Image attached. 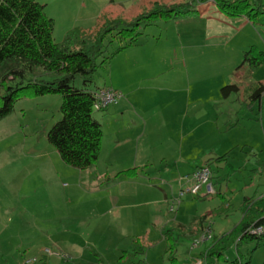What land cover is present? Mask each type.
Returning a JSON list of instances; mask_svg holds the SVG:
<instances>
[{"label": "rangeland", "instance_id": "obj_1", "mask_svg": "<svg viewBox=\"0 0 264 264\" xmlns=\"http://www.w3.org/2000/svg\"><path fill=\"white\" fill-rule=\"evenodd\" d=\"M38 1L45 5V14L54 21V41L60 42L65 33L73 28L92 31L101 26L104 19L130 20L148 10L154 2L166 4L174 0H156L135 9L131 7L133 0ZM175 1L182 3L183 0ZM185 2H193L197 6L198 17L195 20L157 21L144 28L145 38L142 42L146 43L142 47L146 50V61L143 63L145 67L153 68L156 60L154 54L159 53L164 58L160 61L163 73L151 78L143 74L135 77L137 95L133 98L144 101L146 98L141 96L144 92L157 91L165 86H202L209 90L219 84L235 83L240 91L233 101L240 103L249 84L264 83V62L255 70L249 69L246 63L238 66L242 53L239 45H234V36L235 32H240L241 22L231 20L227 23V17L221 16L219 11L212 13L209 10L211 3H207L209 0ZM200 14L204 18H200ZM214 33L220 34L215 38L212 36ZM251 34L255 46L264 51V26L253 29ZM116 37L108 36V40L112 39L107 42L108 50L121 42ZM125 62L126 57L121 54L112 61L114 67L110 72L113 79L123 80L120 69ZM110 72L99 69L96 76L100 80H108ZM75 84L79 85L78 79ZM60 101L58 94L21 97L15 101L13 110L0 119V264H46L39 250L47 248L59 251L67 245H72L74 249L79 247L89 256L80 264H170L164 254L162 240L154 241V238L159 237L165 225L178 229L177 225H180L172 219L173 214L154 221L123 220L127 221L124 224L109 211L106 217L107 235L100 239L104 228L99 233H87L92 222H99L97 217L87 220L83 217L90 196L96 193L91 194L93 187L87 178L92 170L79 171L65 166L46 137L49 127L60 117ZM262 107L264 109V99ZM103 129L106 134L104 138L102 136L105 148V141L110 142L111 138L108 135L110 127L103 124ZM253 129L246 124L238 125L222 136L229 142L230 139L233 141L226 165L222 166L220 182L223 188L225 182L222 178L226 175L231 180V187H240L242 183L235 180L238 177L235 172L242 164L239 149L243 146L236 142L247 140L264 168V119ZM246 152L250 151L246 149ZM57 163L63 168L58 169ZM245 168L244 176L247 179L252 171L248 170L251 167ZM218 199L215 197V201ZM213 205L212 202H196L188 208L198 214L207 212L214 219L212 229L215 232L224 226L223 230H227L237 222L236 210L226 217H218ZM178 220L181 224L188 222ZM131 234H139V241L132 243L131 239L135 236L132 238ZM255 243L256 239H252L244 240L238 249L232 244L226 246L219 257V264H228V261L238 258L237 251L241 253L240 260L244 264H264V241L249 255ZM189 254V239L184 235L178 236L176 262H181ZM32 258L37 261L25 263V260ZM71 264L79 263L73 261Z\"/></svg>", "mask_w": 264, "mask_h": 264}, {"label": "crops", "instance_id": "obj_2", "mask_svg": "<svg viewBox=\"0 0 264 264\" xmlns=\"http://www.w3.org/2000/svg\"><path fill=\"white\" fill-rule=\"evenodd\" d=\"M153 1L156 0H133L131 7L135 9L142 4ZM174 2L180 3L174 0L166 4ZM207 3H211L210 6L212 7L209 10L212 13L219 11L213 0H209ZM219 14L226 16L220 11ZM197 17L198 9L195 14L178 20H195ZM199 17L204 18L201 14ZM226 17L227 23L232 22L231 20L241 22L240 32L242 33L235 32L234 36L236 37L234 45H239L240 53L243 54L248 47L255 46L251 33L253 29L261 26L254 27L244 16ZM143 34L144 32L132 45L118 52L105 69V71L109 70L110 72L112 70L113 72L112 61L117 55L125 56L126 62L124 66L122 63V69H120L123 80L113 79L111 72L110 76L108 75V80H100L97 76L95 78L96 88L109 86L120 93L116 103L103 110L93 112L94 118L101 124L103 138L106 136L103 124L110 127L108 135L111 137V143L105 141L106 145L103 148L102 139L98 160L90 168L79 170L60 160L65 166L75 170H92L87 174V178L89 183L91 181L90 186L93 187L91 194L96 193L90 196L88 209L83 217L85 220L89 217H97L99 222L95 224L92 222L91 227L87 228V233H99L104 228L100 237L106 236L105 233L108 231L106 217L109 211L115 214L113 217L116 220L124 224H127V221L123 220L154 221L173 214L172 219L180 225H177L179 232L176 228L165 225L161 229L159 237L154 238V241L162 240L165 254L166 241L164 235L166 231H171L176 237L186 236L189 239L190 254L179 262V264H183L188 257L200 256L205 249H210L213 242L218 248L224 245L225 247L230 246L231 244H222V234L230 232L238 224L242 212L246 208L245 202L250 203L264 196V168H262V162L256 154L251 151L249 142L245 139L236 142L243 145L239 149L241 153L239 159L242 164L238 166L239 169L235 172V175L238 176L235 180H239L240 183L242 181L240 187H231V180L228 175L222 178L223 183L225 182L224 188L220 182L223 175L222 166L226 165L227 156L231 152L229 149L233 144L231 139L229 142L226 137L222 136L229 132L228 129L238 125L246 124L250 129L255 128L258 122L264 119V109L262 107L259 111L257 106L253 105L250 112H246L238 118L240 105L248 102L250 84L244 90L245 98L238 104L233 101V98L236 100L235 95L239 93L240 89L237 93L223 97L220 92L223 85L220 84L209 88V90L202 86H165L157 91L144 92L143 95L140 93L144 99L146 98L144 101L134 99L133 97L137 95L135 77L143 74L144 77L151 78L152 75H162L163 73L160 70L162 68L160 61L164 58L159 53L154 54L153 50L151 52L156 57L155 66L153 68L145 67L143 62L146 61V50L142 46L146 42H142L145 38ZM219 34L214 33L212 36L216 38ZM247 40L252 42H247ZM191 55L195 56L194 53ZM263 99L264 94L261 99V106ZM246 149L250 152H246ZM206 162H208L212 172L210 179L212 192L200 197L190 193H184L178 197L181 189L191 186L190 174ZM56 165L58 169L63 168L59 163ZM245 167H251L248 170L252 171L247 179L244 176L245 170H247ZM127 169H135L136 173L132 176L118 174ZM204 189L205 187L202 188V190ZM215 197L219 199L215 201ZM173 201L174 203H172ZM205 201L214 204L213 211H216L218 217H226L233 210H236L238 220L227 230H223L224 226L217 232L213 231V238L210 241H205L191 249L190 243L199 234L198 232L201 231L204 222L199 223L200 218L206 214V218L210 221L213 222L214 219H211L207 212L198 214L192 212L188 207L190 204ZM178 219L188 222L181 224ZM143 226L146 227V225ZM147 231L148 228L145 229V234ZM139 234H131L132 238L135 236L131 239L132 243L139 241ZM59 251L61 256L47 253L45 249L39 250V253L46 264H71L73 261L80 264L89 258L83 249L79 247L74 249L72 245L63 246ZM212 257L213 255L207 256L204 264H219L220 256Z\"/></svg>", "mask_w": 264, "mask_h": 264}, {"label": "trees", "instance_id": "obj_3", "mask_svg": "<svg viewBox=\"0 0 264 264\" xmlns=\"http://www.w3.org/2000/svg\"><path fill=\"white\" fill-rule=\"evenodd\" d=\"M213 2L226 16H244L254 27L264 26L262 0ZM44 7L38 0H0V119L13 110L15 101L21 97L58 94L61 98L60 117L47 130V140L54 146L62 162L84 170L97 162L101 147V124L93 116L97 71L105 70L118 52L136 42L146 26L157 21L186 18L195 14L197 9L193 2H154L148 10L130 20L104 19L101 26L92 31L73 28L65 33L62 41L55 42L52 37L54 21L45 14ZM112 35L121 42L108 50L107 42L112 39L107 38ZM263 62L264 51L252 45L244 50L239 66L246 63L249 69L255 70ZM77 79L79 85L75 84ZM248 90V102L240 105L238 118L250 112L253 105L259 111L262 109L264 83H252ZM238 91L235 83L223 85L220 89L223 97ZM120 173L132 176L136 171L127 169ZM247 202L244 203L246 208L240 221L230 232L222 234L221 241L222 244H234L238 249L244 240L256 239L250 255L264 241V230L257 235L249 232L251 228H264V196ZM206 217L204 214L199 223L207 221ZM164 236L167 259L170 264H179L175 258L178 237L171 231H166ZM224 248L225 245L215 247L213 242L207 256H220ZM237 256L240 259L239 251ZM238 258L230 261V264Z\"/></svg>", "mask_w": 264, "mask_h": 264}, {"label": "built area", "instance_id": "obj_4", "mask_svg": "<svg viewBox=\"0 0 264 264\" xmlns=\"http://www.w3.org/2000/svg\"><path fill=\"white\" fill-rule=\"evenodd\" d=\"M120 97V93L109 87V86H101L97 88L94 93V102H93V110L100 111L105 109L111 104L117 102ZM192 184L190 187L186 189H181L179 191L178 197L183 195L184 193H190L193 196H205L212 192V186L210 184V179L212 176L211 168L208 164H203L197 167L191 174ZM202 190V188H204ZM174 203V201L172 202ZM264 228L262 226L255 227L249 229L251 234H261ZM213 229H212V221L209 219L203 223L200 233L194 237L190 243V248H196L199 244L204 243L205 241H210L213 238ZM47 253L56 254L61 256L60 252L57 250L51 251L50 249H45ZM207 249H205L200 256L188 257L183 264H204L206 257H207ZM37 259H27L25 263L35 262ZM233 264H243L241 260L238 258L237 261Z\"/></svg>", "mask_w": 264, "mask_h": 264}]
</instances>
